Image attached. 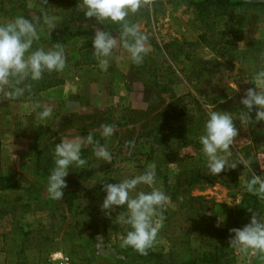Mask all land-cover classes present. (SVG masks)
I'll use <instances>...</instances> for the list:
<instances>
[{"label":"rangeland","instance_id":"obj_1","mask_svg":"<svg viewBox=\"0 0 264 264\" xmlns=\"http://www.w3.org/2000/svg\"><path fill=\"white\" fill-rule=\"evenodd\" d=\"M66 1L58 7L53 0L47 5L41 0H0V23L23 13L33 18L44 7L53 16ZM233 1L237 4L227 10L201 14L186 0H155L151 10L141 8L127 17L148 37L150 51L143 62L134 64L121 44L107 70L93 55L92 41L97 29L119 39L111 27L120 24L84 16L71 21L61 32L64 39L56 42L45 36L51 32L43 14L38 16L40 38L31 51L61 43L66 67L46 71L39 81H25L31 91L18 99L0 96V172L14 173L20 181L18 190L0 194V264H51L58 253L67 254L72 264H264V255L229 245V230L250 222L248 208L264 215V200L243 186L251 173L238 164L217 176L208 174L198 139L208 111L231 113L239 135L230 162L243 157L253 172L264 176V121L243 126L239 120L246 111L240 100L247 88L255 87L245 80L264 69V0ZM77 4L84 14L82 0ZM76 30L89 33L71 36ZM58 77L61 84L47 86ZM33 102L51 108V115L41 119L37 113L43 107L33 111ZM250 117L255 120V109ZM163 122L165 132L177 138L154 151L148 162L149 144L135 139ZM102 124L115 126L109 137L112 148H107L112 163L97 159L78 183L66 181L62 200L50 199L49 176L36 170L40 142L59 144L89 132L100 134ZM150 163L156 164L154 187L171 200L154 245L140 255L121 247V237L131 228L116 216L126 206L106 214L101 205L104 183L134 178ZM139 191L150 192L151 187L138 185L132 195ZM74 193L82 198L74 201L78 210L70 213L64 200ZM18 227L30 232L29 249L15 258L1 248L9 245L3 235Z\"/></svg>","mask_w":264,"mask_h":264},{"label":"clouds","instance_id":"obj_2","mask_svg":"<svg viewBox=\"0 0 264 264\" xmlns=\"http://www.w3.org/2000/svg\"><path fill=\"white\" fill-rule=\"evenodd\" d=\"M47 5L48 0H41ZM155 0H82L84 16L86 19L94 18L98 22L109 21L121 25L119 39L111 33L97 29L92 41L93 55L98 59L102 70H107L109 59L113 50L122 44L130 54L134 64H141L150 51L147 45L148 37L140 31L139 25L131 24L127 17L136 14L141 8L151 10ZM43 21L48 29L53 30L58 24V18L49 16L42 8ZM39 17L36 18L39 22ZM50 34V33H49ZM40 37L37 26L23 16H16L10 21L0 23V96L3 100H14L31 91V84L25 81H39L43 74L56 71L62 72L66 67L64 45L56 43L52 48L45 50L37 48L31 51L33 42ZM246 83L255 85L245 90L240 103L243 111L239 120L244 126L249 121H264V69L256 72ZM24 84V87L20 85ZM238 91V89H237ZM38 112L41 119L51 115V108L42 106L38 102L32 103V110ZM255 109V120L250 113ZM115 130L114 125L102 124L101 136L109 138ZM239 131L234 124L231 113L224 111H208V119L204 125L203 134L198 139L202 145V153L206 159L208 174L217 176L227 169H236L243 165L251 173V179L243 184L248 193L264 200V176L257 175L251 170V163L240 157L235 162H230L233 152L231 146L236 142ZM94 145V155L106 163H112V155L106 146H101L94 140L89 132L86 137L76 136L73 139L61 140L55 144L54 168L48 177L47 194L52 200H62L63 189L67 188L65 178L69 174V167L75 165L83 168L87 161L81 157L84 145ZM262 170L264 165L260 164ZM156 183V164L150 163L147 170L131 179L112 184L104 183L103 191L106 196L101 205L102 211L108 214L109 210L126 206L127 211L116 216L118 223L130 226L131 230L126 236L121 237V247H131L140 255H147L148 250L154 245L159 229L164 220L163 211L171 198L161 188L154 187ZM148 185L150 192L139 191L132 195L138 185ZM182 199V197H181ZM251 213L250 222L242 228L230 229L229 245L240 252L252 251L253 254L264 255V215L260 210L248 208ZM158 218V219H156ZM219 226V224L217 225Z\"/></svg>","mask_w":264,"mask_h":264},{"label":"trees","instance_id":"obj_3","mask_svg":"<svg viewBox=\"0 0 264 264\" xmlns=\"http://www.w3.org/2000/svg\"><path fill=\"white\" fill-rule=\"evenodd\" d=\"M188 2V5L192 6L195 11L200 12L201 14L206 13L208 11H214V10H227L233 6H235L237 3H235L233 0H186ZM63 2V0H53V3L58 5V7L61 5L60 3ZM66 5H63L60 7V9L53 15L54 17L58 18V24L55 27L51 33H47L45 36L52 39V41H58L62 38V31L67 29L68 24L71 21H78L82 20L84 18V14L78 9L77 0H67L65 2ZM44 10L47 12L46 7H44ZM48 13V12H47ZM43 14L42 11H40L35 17L31 18L28 17L25 13L18 15L23 16L26 19L31 20L33 23L37 26V20L36 18ZM68 20V22H66ZM112 29L117 30V32L121 33V28L117 27V25H113L111 27ZM86 30L80 31L76 30L71 36H83L88 34ZM32 50V49H31ZM79 64V62H77ZM84 64V63H82ZM54 81H49L47 83V86H51V84H61L62 79L58 77L54 83ZM164 90V89H163ZM171 128H169L170 130ZM84 137L86 135H82ZM94 140H98L101 146H106L107 148H112L110 145V138H104L101 136V134H93ZM172 138H177V136L172 135L168 130L165 132V123H161L160 125L149 129L142 135L138 136L135 141L139 142V140L143 142H146L150 146V156L148 157V162L153 160V154L154 151H157V149L161 146L165 147L169 141ZM94 145H87L84 149H81V157L83 159H86L87 163L83 168H78L74 164L71 165L68 169L69 174L65 178L66 181H72L73 183H78L77 178H80L82 173L86 170V167L89 166L91 163L95 162L97 160L96 156L94 155ZM54 151H55V141H50L49 139L43 140L40 142L38 146V151L36 155V170L45 176H49L51 174L52 169L54 168ZM263 153H264V140H263ZM128 158L121 157V160H126ZM135 162L139 163L141 160L134 157ZM143 173L145 172V169L142 168ZM20 188V181L18 178H16L14 173H2L0 172V194L2 192L6 191H15ZM82 198L81 195L78 194H70L68 195L64 203L66 204L68 211L72 213L73 211H77V207L74 204V201L80 200ZM41 225V224H40ZM39 225V226H40ZM13 231L14 234H7L3 235L4 242L9 244L7 247L1 248V250L8 253V255H12L15 258L20 257L21 255L24 257L25 253L29 249V242L28 237L30 235L29 231H25L22 228L18 227L15 228ZM19 264H25L24 261H21Z\"/></svg>","mask_w":264,"mask_h":264},{"label":"built area","instance_id":"obj_4","mask_svg":"<svg viewBox=\"0 0 264 264\" xmlns=\"http://www.w3.org/2000/svg\"><path fill=\"white\" fill-rule=\"evenodd\" d=\"M50 262L51 264H72L70 257L67 254L62 253L54 254L50 258Z\"/></svg>","mask_w":264,"mask_h":264}]
</instances>
